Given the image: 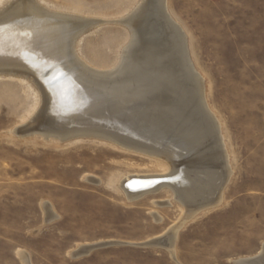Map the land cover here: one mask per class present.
Listing matches in <instances>:
<instances>
[{
	"label": "rangeland",
	"instance_id": "1",
	"mask_svg": "<svg viewBox=\"0 0 264 264\" xmlns=\"http://www.w3.org/2000/svg\"><path fill=\"white\" fill-rule=\"evenodd\" d=\"M44 1L91 20L80 39L81 56L99 70L117 67L132 36L126 20L140 0ZM167 7L220 126L222 203L186 222L174 256L163 247L134 246L155 241L186 215L168 188L127 198L142 191L133 192L132 181L163 178L162 168L153 158L93 137L56 141L18 134L32 130L40 103L7 76L0 79V264H22L18 249L31 264H235L262 250L264 0H167ZM48 207L59 216L52 222ZM105 242L132 246L70 255L79 245Z\"/></svg>",
	"mask_w": 264,
	"mask_h": 264
},
{
	"label": "bare ground",
	"instance_id": "2",
	"mask_svg": "<svg viewBox=\"0 0 264 264\" xmlns=\"http://www.w3.org/2000/svg\"><path fill=\"white\" fill-rule=\"evenodd\" d=\"M92 24L91 20L54 10L44 0H8L0 6V79L9 76L26 85L40 103L32 130L18 134H38L56 141L93 137L155 159L163 170V178L158 179L167 182L127 198L137 200L163 187L173 191L175 200L187 209L186 215L156 240L166 238L168 243L163 248L174 256L178 234L186 222L222 203L220 184L224 173L222 156L216 150L222 140L220 126L208 108L203 78L189 58L181 31L171 20L167 0H140L135 13L124 23L131 27V40L112 70L96 69L80 54V39ZM22 53L29 54V58L37 55L39 61L48 64L57 63L68 72L80 90L73 91L74 103H58L55 93L42 82L43 72L31 67L38 61ZM95 121H111L122 128L103 130L104 126ZM208 155L209 162H205ZM124 183H119L122 189ZM46 213L48 222L59 217L51 207ZM90 245H79L70 255L79 258L76 253ZM16 254L22 264H31L26 252L18 249ZM257 256L234 263L264 264V244Z\"/></svg>",
	"mask_w": 264,
	"mask_h": 264
},
{
	"label": "water",
	"instance_id": "3",
	"mask_svg": "<svg viewBox=\"0 0 264 264\" xmlns=\"http://www.w3.org/2000/svg\"><path fill=\"white\" fill-rule=\"evenodd\" d=\"M22 55L25 56V58H29L27 57L29 54L25 55V53H22ZM29 60L38 61V63L34 62V65H32L31 67L33 69L41 70V72H43L44 77L42 79V82L49 91H51L52 93L53 92L55 93V95L57 96L56 98H57L58 103L59 102L62 103L61 102L62 100L66 103H74L75 100H74V97H72L74 93L73 91L74 89L75 91H80V90H79V86L71 79V76L68 72L64 71L61 68V66L57 63L48 64L46 61H39L37 59V55H34L33 58H29ZM109 123H111V121H105V122L95 121L94 122V124L96 125H103L104 127H102L101 129L107 130V131L110 130L112 127H115L114 129L116 130H120L122 128L119 124L111 123L109 125ZM49 124L52 125L51 123H46V125L48 126ZM72 127L75 128L77 131L84 130L83 129L84 127L82 128H76L75 126H72ZM96 129L97 128H94L93 130H96ZM120 136L124 138L123 135H121V133H120ZM125 136L128 137L127 135ZM167 141L173 142L170 139ZM176 150H178L177 153L181 152V148L179 147H177ZM166 182L167 181H164V179L139 181L138 182L139 184H134V182L132 181V183L130 182L131 183L130 186L131 188L134 189L133 190L134 192H139L140 190H146V189L157 187L160 184L166 183ZM166 240H167L166 238H162L160 240L149 242L144 245H134V246L149 247V248L163 247V245L168 243ZM119 246H132V245L126 244V243H119V242L99 243V244L85 246L84 248H81L76 253V256L79 255V257H84V256L90 255L92 252L97 251V250L107 249L111 247H119ZM258 258L259 256H257L256 259ZM253 262H256V261H253ZM253 262H250L248 264H253Z\"/></svg>",
	"mask_w": 264,
	"mask_h": 264
}]
</instances>
